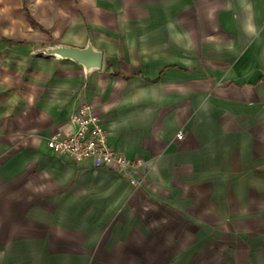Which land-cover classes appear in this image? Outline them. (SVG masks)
Wrapping results in <instances>:
<instances>
[{"label":"crops","instance_id":"0c3cea01","mask_svg":"<svg viewBox=\"0 0 264 264\" xmlns=\"http://www.w3.org/2000/svg\"><path fill=\"white\" fill-rule=\"evenodd\" d=\"M85 104L139 186L48 148ZM0 264H264V0H0Z\"/></svg>","mask_w":264,"mask_h":264},{"label":"built area","instance_id":"2783aa9c","mask_svg":"<svg viewBox=\"0 0 264 264\" xmlns=\"http://www.w3.org/2000/svg\"><path fill=\"white\" fill-rule=\"evenodd\" d=\"M71 122L76 127L75 131L68 135L51 136L47 142L49 149L78 163L92 160L96 167L112 169L126 177L132 170L131 182L140 185L133 178V172L140 166V161L129 160L110 147L102 118L92 105L85 104L78 108L71 116ZM177 138L182 139L183 133L179 132Z\"/></svg>","mask_w":264,"mask_h":264},{"label":"water","instance_id":"95a60500","mask_svg":"<svg viewBox=\"0 0 264 264\" xmlns=\"http://www.w3.org/2000/svg\"><path fill=\"white\" fill-rule=\"evenodd\" d=\"M34 54L79 63L84 67L87 74L102 68L103 54L101 51L94 48L90 39L84 48L73 47L57 42L52 45L34 49Z\"/></svg>","mask_w":264,"mask_h":264},{"label":"trees","instance_id":"16d2710c","mask_svg":"<svg viewBox=\"0 0 264 264\" xmlns=\"http://www.w3.org/2000/svg\"><path fill=\"white\" fill-rule=\"evenodd\" d=\"M27 16H28V18H29L30 20H32L30 14H29L28 12H27ZM32 22H34V21L32 20ZM34 24H35V23H34Z\"/></svg>","mask_w":264,"mask_h":264}]
</instances>
